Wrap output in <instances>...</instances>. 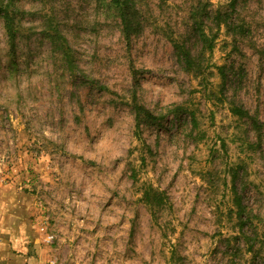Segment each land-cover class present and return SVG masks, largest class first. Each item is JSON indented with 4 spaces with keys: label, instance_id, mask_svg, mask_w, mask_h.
Returning <instances> with one entry per match:
<instances>
[{
    "label": "rangeland",
    "instance_id": "1",
    "mask_svg": "<svg viewBox=\"0 0 264 264\" xmlns=\"http://www.w3.org/2000/svg\"><path fill=\"white\" fill-rule=\"evenodd\" d=\"M12 1L13 55L0 18V264H264V0L242 1L243 34L220 27L210 53L189 19L205 0H132L128 45L108 0ZM134 97L154 117L138 128ZM146 187L167 204L147 206Z\"/></svg>",
    "mask_w": 264,
    "mask_h": 264
},
{
    "label": "trees",
    "instance_id": "2",
    "mask_svg": "<svg viewBox=\"0 0 264 264\" xmlns=\"http://www.w3.org/2000/svg\"><path fill=\"white\" fill-rule=\"evenodd\" d=\"M242 1L244 0H225L226 10L224 11H221L220 9H216L214 11L208 10L207 7L209 4L206 0L203 2L204 4L198 5L196 9L194 8L189 19L191 22L192 32L197 41L202 45L203 51H207L208 53L212 51L214 42L217 39V32L220 27H225L228 32H238L237 34H243L240 27L237 26L240 31H235L236 29H234L236 26L235 21L238 16L236 11ZM107 5L109 9H112L118 17L123 40L128 45L131 35L134 34L135 28L138 25V22L136 21L137 9L134 6L133 1L108 0ZM15 8L16 7L12 0H6L5 3L0 1V18L6 35L7 45L12 55L14 54L16 48V40L20 30L19 16L21 15V12ZM208 23L212 24L215 29L214 33H212V28L208 26ZM53 30L52 34L50 32L47 34L51 46L54 52H57L60 59L64 62L68 72L71 75H74L78 69L73 59L72 50L69 47L66 38L63 37L59 31L57 32L55 29ZM173 47L183 69L186 72L195 71L198 62L197 58L192 55L190 49L184 43L179 44L174 42ZM133 100L131 109L134 114L136 128L139 127L141 122L154 120V117L147 109L137 104L135 97ZM229 112L238 118L249 116L246 110L232 103H229ZM142 200L147 206L152 207V210L160 209L163 205L167 204L165 203L167 202L166 195L163 192L155 190L151 187H146V189H144L142 193ZM234 202L238 212V218L242 219V216L244 215V208L241 206L237 196L234 198ZM248 219L249 218L246 217L242 224H245Z\"/></svg>",
    "mask_w": 264,
    "mask_h": 264
}]
</instances>
